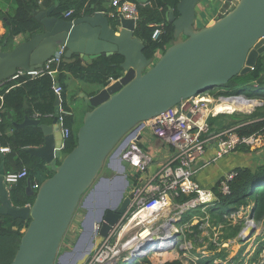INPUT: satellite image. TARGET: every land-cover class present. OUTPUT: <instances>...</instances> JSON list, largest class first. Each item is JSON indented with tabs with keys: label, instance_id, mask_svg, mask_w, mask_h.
Returning <instances> with one entry per match:
<instances>
[{
	"label": "water",
	"instance_id": "1",
	"mask_svg": "<svg viewBox=\"0 0 264 264\" xmlns=\"http://www.w3.org/2000/svg\"><path fill=\"white\" fill-rule=\"evenodd\" d=\"M200 1L178 0L175 7L168 6L166 21L173 25L174 40L153 59L145 55V43L135 34L134 18L119 14L112 20L99 10L70 20L53 15V6L39 10L35 14L39 31L10 49L6 43L0 44V82L15 76L19 69L41 67L60 46L66 47L67 59L79 56L89 64L100 57H122L118 80L91 95L81 93L89 108L71 151H62L59 95L51 123L29 116L21 123L14 122L17 129L39 126L41 145L24 150L44 160L53 174L42 180L37 190L28 178L25 193L34 200L17 205V195L4 181V163L0 165V216L28 222L10 264H57L61 242L85 193L106 161L119 155L145 121L208 89L226 86L233 77L255 68L264 53V0H237L233 6L228 0L211 23L197 27ZM140 139L138 134L133 141ZM129 204L123 189L113 205L102 208L92 240L70 264L88 259Z\"/></svg>",
	"mask_w": 264,
	"mask_h": 264
},
{
	"label": "built area",
	"instance_id": "2",
	"mask_svg": "<svg viewBox=\"0 0 264 264\" xmlns=\"http://www.w3.org/2000/svg\"><path fill=\"white\" fill-rule=\"evenodd\" d=\"M105 1L114 8L112 17L123 14L138 22L140 7L143 5L141 2ZM227 1L223 0V3ZM236 1L231 0V6ZM72 13V9L66 11L65 17H70ZM154 26L152 38L157 40L167 32V27L165 22L155 23ZM65 52L66 47L60 46L41 67L29 71L19 69L15 76L0 82V91L8 81L18 77L36 78L57 73L60 64L66 60ZM155 57H158V53ZM116 80L118 79L111 78L109 84ZM53 88L57 95L63 91L59 83L54 84ZM254 102L245 95L232 98L231 95L213 96L210 92H203L182 101L168 112L145 121L143 128L136 132L118 155L122 163H127L128 170L126 171V166L123 165L124 171L131 177L128 195L130 204L119 222L83 264H118L120 260L133 264L139 255L140 258H145L154 253L176 249L181 242V236L184 235V228L186 227V232H191L189 228L194 224L190 225L188 222L181 230L175 222L180 221L182 214L188 210L195 211L200 207V210L206 213L210 202L217 200L214 191L204 188L196 179L199 171L217 163L243 146L253 148L262 142L263 134L242 136L235 127L213 133L209 127L210 117L219 113H231L240 105L253 107L254 104H258ZM218 105L221 109L216 112ZM66 115H72L71 110H66L60 105L58 122L63 136V152L66 149V141L73 134V130L63 124ZM38 117L39 114H36V118ZM0 121H2L1 117ZM146 130L151 132L147 135V139L144 136ZM138 134H141V139L135 143L133 139ZM144 140L147 141L145 144H143ZM210 149L213 153L206 157ZM0 151L5 153L10 151V148L0 142ZM236 175V171L231 169L219 178V190L223 195L231 194V183ZM28 178L30 177L26 167L6 172L4 175V181L9 188ZM40 183L33 181V188L37 190ZM184 196L189 199L179 201ZM175 208L177 216L161 220L167 215L163 213L168 210L171 213ZM155 217L156 219L150 222ZM195 218L196 216L192 217L191 223ZM130 222L132 224L126 229ZM99 226L97 224V227ZM160 242L165 243L155 245Z\"/></svg>",
	"mask_w": 264,
	"mask_h": 264
},
{
	"label": "trees",
	"instance_id": "3",
	"mask_svg": "<svg viewBox=\"0 0 264 264\" xmlns=\"http://www.w3.org/2000/svg\"><path fill=\"white\" fill-rule=\"evenodd\" d=\"M99 1L102 0H0V4L7 3L8 9L4 10L0 5V20L5 22L7 28L6 33L0 40V44L6 43L9 47L15 36L19 34H31L41 29L40 24L35 19V14L39 10L54 7L53 15L65 17L68 10H73L70 17L66 19H74L82 14H92L99 9ZM141 2L140 0H132ZM178 0H155L156 6L142 5L139 11V19L135 34L139 36L145 43L144 53L149 59L155 58L157 53H163L165 49L172 44L174 40L173 25L166 21V13L168 6L175 7ZM142 3V2H141ZM94 6V7H92ZM146 6V7H145ZM114 12V11H113ZM117 15L112 17L114 20ZM165 22L167 32L159 39L154 40L152 33L155 29L154 24ZM122 57L114 55L112 57H100L92 63L85 64L79 56H73L60 64L58 67L60 74V84L63 91L60 94V104L66 110L70 107L66 101V84L62 81V72L67 70L75 78L89 84H98L107 86L110 79H118L121 74L119 63ZM55 80L51 74H45L36 78L27 76L18 77L8 81L0 91V142L4 146H9V159L16 158L17 169L8 170L16 171L24 167L28 169L29 177L32 181L41 182L45 178L53 174L51 168L46 162L38 157L31 156L24 148L27 146H39L42 143V133L39 126H26L23 128H14V122L21 123L26 116L33 117L39 114L38 118L51 117L55 113V102L57 94L54 91ZM254 85L259 90L257 92L247 89L248 85ZM220 90L216 94L215 90ZM224 89H230L231 92H224ZM214 95H245L249 98H261L264 101V55L259 56L255 68L247 74L237 75L233 77L226 86L211 88L206 90ZM29 104L25 107V104ZM11 113V116L8 114ZM232 119L227 123L225 119ZM63 124L73 130V134L66 141V149L69 152L76 145V133L74 128V119L72 115L64 116ZM14 128L13 134L6 132L7 128ZM210 131L218 133L230 128H236V131L242 136L253 134H264V106L257 108L251 114L234 112L231 115L221 114L209 119ZM249 150V147H241L240 149ZM237 175L231 183V194L223 195L219 190V184L212 189L217 200L212 203L215 207H208L207 211L219 217L225 214L235 212L241 205H245L249 200L254 201L253 217L256 220L264 218V164L252 168L248 166L235 167ZM27 179L19 181L11 187V191L17 195L15 203L17 205L31 204L34 200L33 196L25 193V183ZM189 197L180 198L179 201H185ZM220 205V206H219ZM196 211V210H195ZM192 210L182 215L181 222L190 221L193 217ZM206 212V213H208ZM203 211L198 210L197 214L205 215ZM28 222L22 219H13L8 216H0V264H10L18 249L23 229ZM196 228V227H195ZM208 261H212L210 258ZM133 264H154L148 258L142 261H135ZM156 264H185L182 260L175 259Z\"/></svg>",
	"mask_w": 264,
	"mask_h": 264
},
{
	"label": "rangeland",
	"instance_id": "4",
	"mask_svg": "<svg viewBox=\"0 0 264 264\" xmlns=\"http://www.w3.org/2000/svg\"><path fill=\"white\" fill-rule=\"evenodd\" d=\"M0 5L4 10L8 9L9 7L7 3H2ZM207 16L208 14L205 12L204 17ZM182 39H184V37H182ZM161 53L159 52L158 56H160ZM246 88L255 92L259 91L256 86L251 84ZM77 91L75 93L76 98L74 99V102H76V104L74 105V102H70V104L73 105L74 109L81 115L83 110L88 109L89 107L85 103L84 98L81 96L82 91H79L78 93ZM223 91L231 92L230 89H224ZM215 92H217L216 94H218V92L220 93V90H215ZM212 95L214 96V94ZM252 99L255 101L254 103L258 104H254L253 107L252 105H249V107L245 105H238L239 107L237 108V110L231 113L221 114L231 115L234 112L251 114L255 112L257 108L264 106L263 99ZM80 119L81 118H79V120ZM82 121L83 117L80 123H77L75 125V133H77V130L81 126ZM225 121L227 123H230L232 119L227 117ZM149 132V130H146L144 132L145 138L147 137ZM146 142L147 141L144 140L143 144H145ZM233 152H236L240 157V159L237 161L241 164L248 165L252 168H256L264 164V134L262 136V142L259 145L250 148L249 150H243L242 148L237 149ZM114 156L115 155H113L111 158H109V160L106 161L103 169L99 174V178L82 198L80 205L78 206L75 213L74 219L71 222L61 242L56 260L57 264H70L75 256L82 251V248H79V246L86 235L84 228L83 231H81V233L79 234L78 232H76L78 230L76 229V227L82 223L84 224L86 220L88 210H86L84 206L88 208L95 206L94 213L96 216H100L102 208H99V205H106L108 203L110 204L114 201H117V199L120 197V193L124 189V186L120 192H110L113 195H109L108 200L107 198H104V192L107 190L110 183H113V188L120 189L118 182L122 177H124L126 180L124 197H128L130 187L129 181H131V177H129L126 172L123 171V169L121 171L116 167L117 165L114 163V160L116 158H114ZM123 165L126 166L127 171V163L123 162ZM99 197L103 199H99ZM96 201H101V203L99 204L98 202V204H96ZM214 201L215 200H212L210 202V208L215 207L212 204ZM254 205V201L249 200L247 204L239 206V208L235 210V212L229 215H222V217L216 216L218 215V213L216 215H212V213H209L208 211V214H205L203 216L197 214L198 210H200L199 207L195 212H192V215L196 216L193 223H191V221L183 223L181 222L182 218H180V221L175 222L176 226L178 228H181V230L182 226H184L188 222H190V225L194 224L191 228H189L191 232H186V227L184 228V235L181 236V242H179L176 249L162 253H154L152 255L146 256L145 258H148L149 261L153 262L154 264L163 263L175 259L182 260L183 262H185V264H264V218L262 220H256L253 217L252 214ZM176 210V208L173 209L171 213H169V210L166 211L163 214L167 215H164V217L161 216V220H166L177 216ZM93 234H95V231ZM208 258L213 260L208 261ZM142 260L143 258L138 259V261ZM118 264L130 263L120 260Z\"/></svg>",
	"mask_w": 264,
	"mask_h": 264
},
{
	"label": "crops",
	"instance_id": "5",
	"mask_svg": "<svg viewBox=\"0 0 264 264\" xmlns=\"http://www.w3.org/2000/svg\"><path fill=\"white\" fill-rule=\"evenodd\" d=\"M140 1L142 2L143 5H146V6L147 5L152 6V7L156 6V5H154L155 0H140ZM224 4H225V2L223 3V0H201L197 4V7H196V12H197L196 26L197 27H203V26L211 23L217 17V15L219 14V12L222 9ZM97 10L104 11L108 16H111L113 11H114V8L110 5V3L108 1L102 0V1H99V9H97ZM205 12L208 14L207 17H204ZM6 31H7V28L5 26V22L0 20V40L2 39V37L4 36ZM28 37H29V33L19 34V35L15 36V38L13 39V41L11 42V44L9 45V47L7 49L12 48L17 43L26 40ZM262 55H264V53L261 54L260 56H262ZM85 64H86V62H85ZM60 74L61 73L59 71L55 74H52V77L55 80V84L56 83L60 84V82H59ZM62 81L64 84H66V91H65L66 101H67V103L70 107V110L72 112L74 124L76 125L77 123H80L85 111L87 110V109L83 110L82 114L80 115V113L74 109L73 105L70 104V102H74V99L76 98V96H75L76 91L78 90L77 93L79 91H82V93H84V94L91 95V94H93L94 91H96L100 88H103L104 86L98 85V84L84 83L80 79L75 78L67 70L62 72ZM73 104L75 105L76 102H74ZM26 105H27V107L29 106V104L26 103L25 107H26ZM33 117L36 118V114H34ZM79 118H81V119L79 120ZM52 120H53V115L51 117L42 118V122H44L45 124L51 123ZM1 122H3V120ZM75 125H74V127H75ZM13 127L16 128L15 126H13ZM14 128L9 127V128H7L6 132L8 134H13L15 132ZM9 152L10 151L2 153L0 151V165L2 163H4V167H5L6 171L15 170L18 167L15 157H13L12 159L8 158ZM212 153H213V150L210 149V151L207 153L206 157H209ZM114 158H116L114 160V163L117 165L116 167L122 171L123 163L121 162V159H119L118 156H114ZM239 159H240V157L237 155V153L233 152V153L223 157L222 159H220L217 163L212 164V165L202 169L201 171H199V173L196 176V179L199 181L201 186H203L204 188L212 190L214 188V186L217 184L219 178L223 174H225L227 171L234 169L235 167H238V166H248V165L239 163L237 161ZM23 183H25V186H26L27 180L24 181ZM118 184L120 186V189L113 188L114 187L113 183H110L109 187L104 192V195H105L104 198L105 199L107 198V200H108V196L112 194L110 192H114V191H116L115 193L120 192L123 189V186L125 189V187H126L125 178L122 177L120 179V181L118 182ZM99 199H103V198L99 197ZM98 202H99V204L101 203V201H96V204H98ZM115 202L116 201H114L110 204L108 203V205L111 206ZM94 207L92 206V207L88 208V207L84 206V208L86 210H88L86 220L84 219L85 220L84 224L82 223L76 227V229H78L76 232H78L79 234L81 233V231H83V228L85 231L86 236L84 237V239L82 240V242L79 246V248H82V251L89 245L90 241L92 240V236L94 233V224H96L97 220H98V216H96L94 213ZM103 207H105V205H99V208H103Z\"/></svg>",
	"mask_w": 264,
	"mask_h": 264
},
{
	"label": "bare ground",
	"instance_id": "6",
	"mask_svg": "<svg viewBox=\"0 0 264 264\" xmlns=\"http://www.w3.org/2000/svg\"><path fill=\"white\" fill-rule=\"evenodd\" d=\"M224 108H227V107H224ZM220 109H221V106L218 105V106H217V110H216V112L220 111ZM160 215H162V214H160ZM160 215H159V216H160ZM159 216H157V218H158ZM155 219H156V217H155L154 219H152L150 222L154 221ZM131 224H132V223L130 222V223L126 226V229L129 228ZM164 243H165V242H160V243H157V244H155V245H158V244L161 245V244H164ZM169 244H170V242H169ZM149 249H150V248H149ZM139 258H140V255L136 257L135 261H136L137 259H139Z\"/></svg>",
	"mask_w": 264,
	"mask_h": 264
},
{
	"label": "flooded vegetation",
	"instance_id": "7",
	"mask_svg": "<svg viewBox=\"0 0 264 264\" xmlns=\"http://www.w3.org/2000/svg\"><path fill=\"white\" fill-rule=\"evenodd\" d=\"M99 216V215H98Z\"/></svg>",
	"mask_w": 264,
	"mask_h": 264
}]
</instances>
